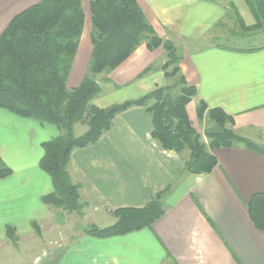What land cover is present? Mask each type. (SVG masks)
Here are the masks:
<instances>
[{
  "label": "crops",
  "instance_id": "1",
  "mask_svg": "<svg viewBox=\"0 0 264 264\" xmlns=\"http://www.w3.org/2000/svg\"><path fill=\"white\" fill-rule=\"evenodd\" d=\"M40 1L0 0V36L16 15ZM250 1L261 0H138L157 34L182 53V73L197 88L187 106L194 126L203 101L233 116L237 133L264 146V44L220 41L256 25ZM82 3L86 23L70 88L81 83L93 50L90 0ZM164 60L163 47L151 51L144 43L111 73L127 97L115 100V93L102 91L94 104L108 108L166 85ZM152 129L146 109L131 107L116 115L96 144L72 152L70 174L87 206L82 216L67 215L42 200L54 190L40 167L43 143L57 137L58 128L0 108V155L12 169L0 179V261L14 264V254L21 253L20 264H264V231L248 211L251 198L264 193V154L244 146L220 148L211 173L190 174L182 156L159 147ZM169 186L165 213L150 227L107 238L86 233L89 226L114 224L115 210L144 207ZM10 225L15 242L7 235Z\"/></svg>",
  "mask_w": 264,
  "mask_h": 264
},
{
  "label": "trees",
  "instance_id": "2",
  "mask_svg": "<svg viewBox=\"0 0 264 264\" xmlns=\"http://www.w3.org/2000/svg\"><path fill=\"white\" fill-rule=\"evenodd\" d=\"M250 5L257 23L241 26L240 37L264 29V0L250 1ZM90 14L91 60L81 83L74 88L67 83L86 23L82 0H41L16 15L0 36V108L53 124L59 130L57 137L43 143L40 167L49 174L54 188L42 198L45 204L63 214L83 215L87 204L82 200L80 184L70 174L71 154L96 144L111 129L116 115L135 106L146 109L153 139L160 148L182 156L187 173H211L218 165L214 151L220 148L244 146L264 154V146L237 133L233 116L221 108H208L200 102L198 118L206 121L207 127L202 134L194 126L187 106L197 95V88L182 73V53L174 41L157 34L138 0H90ZM144 43L151 51L164 48L160 68L171 83L108 108L96 106L94 100L103 91L99 75L113 72ZM154 69L149 65L140 76ZM78 124L87 126L82 135L75 133ZM11 174L12 169L0 155V179ZM171 187L153 195L144 207L115 210L114 224L92 226L86 233L107 238L150 227L165 213ZM248 211L255 226L264 231V193L251 198ZM33 226L40 232L37 222ZM6 231L17 241L14 226H7Z\"/></svg>",
  "mask_w": 264,
  "mask_h": 264
},
{
  "label": "rangeland",
  "instance_id": "3",
  "mask_svg": "<svg viewBox=\"0 0 264 264\" xmlns=\"http://www.w3.org/2000/svg\"><path fill=\"white\" fill-rule=\"evenodd\" d=\"M220 41L222 43H230V45H238L239 42H240L241 45H244V46L252 45V44H254V45H262V44H264V31L262 30V31L258 32L253 37H250V36L249 37H239V38L230 37V38H226V39L224 38V39H222ZM154 66L155 67H159L158 63H156ZM87 71H88V68H87ZM111 73L112 72H110V73H106L105 72V73H102V74L99 75V80L102 83L103 92L105 94L109 93V92L115 93L117 95V97L114 98L115 100H118L121 97H122V99H125V97H127L125 95H127V94L124 93V94L121 95V93L123 92L122 91L123 87L120 86L117 82H114V81L111 80ZM170 83H171L170 81H167V84H170ZM118 94H120V95H118ZM195 127L199 130L200 133L204 134V130L207 127L206 121H199V120L195 121ZM86 129H87L86 125L78 124L76 126V128H75V133L77 135H82L86 131ZM205 140L207 141L206 138H205ZM84 224H86V223L84 222ZM74 225H75V222H74V220H72V228L71 229H73ZM70 227H68V228H70ZM89 227H92V226H89ZM80 228L81 227H78L79 230H81ZM67 233L70 236L71 232L68 231ZM21 256L23 257V254H21V253L20 254H17V253L14 254V258H15L14 264H20ZM0 264H11V263H7L6 260H3V261H0Z\"/></svg>",
  "mask_w": 264,
  "mask_h": 264
}]
</instances>
